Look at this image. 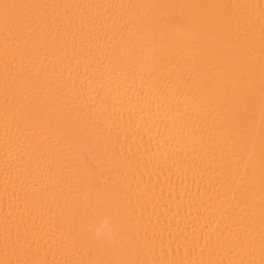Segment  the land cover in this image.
<instances>
[{
  "label": "bare ground",
  "instance_id": "6f19581e",
  "mask_svg": "<svg viewBox=\"0 0 264 264\" xmlns=\"http://www.w3.org/2000/svg\"><path fill=\"white\" fill-rule=\"evenodd\" d=\"M0 264H264V0H0Z\"/></svg>",
  "mask_w": 264,
  "mask_h": 264
}]
</instances>
